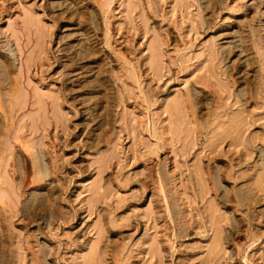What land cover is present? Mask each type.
<instances>
[{
  "label": "rangeland",
  "instance_id": "rangeland-1",
  "mask_svg": "<svg viewBox=\"0 0 264 264\" xmlns=\"http://www.w3.org/2000/svg\"><path fill=\"white\" fill-rule=\"evenodd\" d=\"M263 191L264 0H0V264H264Z\"/></svg>",
  "mask_w": 264,
  "mask_h": 264
},
{
  "label": "bare ground",
  "instance_id": "bare-ground-1",
  "mask_svg": "<svg viewBox=\"0 0 264 264\" xmlns=\"http://www.w3.org/2000/svg\"><path fill=\"white\" fill-rule=\"evenodd\" d=\"M19 84V83H18ZM182 100V99H181ZM23 101V100H22ZM169 103V102H168ZM182 103V102H181ZM171 109V108H170ZM168 110V109H167ZM172 113H173V111H172ZM233 114V113H232ZM243 118V117H242ZM241 118V119H242ZM239 120V119H238ZM242 121V120H241ZM240 121V122H241ZM234 124H236V123H234ZM237 125V124H236ZM148 126V125H147ZM235 126V125H234ZM227 127V126H226ZM233 127V126H232ZM240 127V126H239ZM147 128V127H146ZM149 129V128H148ZM240 136V135H239ZM219 138V137H218ZM215 140V139H214ZM34 162V161H33ZM34 166H35V169H36V167H37V164H36V162H35V164H34ZM49 168V167H48ZM195 168V167H194ZM37 170V169H36ZM199 170V169H198ZM220 172V171H219ZM200 173V172H199ZM34 175V174H33ZM201 177V176H200ZM259 181V180H258ZM264 192V191H263ZM165 201V200H164Z\"/></svg>",
  "mask_w": 264,
  "mask_h": 264
}]
</instances>
